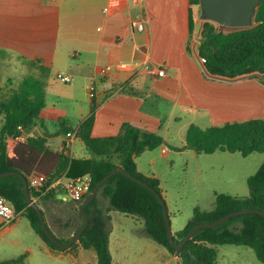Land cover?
Segmentation results:
<instances>
[{"label":"crops","instance_id":"1","mask_svg":"<svg viewBox=\"0 0 264 264\" xmlns=\"http://www.w3.org/2000/svg\"><path fill=\"white\" fill-rule=\"evenodd\" d=\"M109 2L110 0H0V51L28 61L39 59L51 69L49 86L58 83L59 73L74 77L72 82L66 84L81 81L79 85L84 87L83 97H86L91 107H95L92 129L94 137L117 135L124 123L150 132L157 131L167 113L161 112L159 108L152 110L148 105L151 99L156 101L157 107L161 104L160 100L172 103L191 114L194 119L208 115L213 123L264 116V85L258 79L249 77L227 81L204 77L200 58L188 44L189 9H193L197 22L198 4H191L190 0H142L140 4L127 0L120 6L111 7L107 12L105 8L109 6ZM143 10L146 14V26L144 31H138L131 27L130 21L143 13ZM121 63L129 64V69L115 68L106 77H102L104 66L117 67ZM140 65L163 67L166 74L160 77L136 70ZM92 83L96 85L93 97L90 95ZM121 87L120 92L113 93ZM124 89L129 93H125ZM73 99L77 100L75 96ZM45 108L28 135L45 137L49 148L63 153L67 133L79 127V123L90 113L83 120L75 121L58 112L46 113ZM52 116L69 119L73 123L72 128L63 131L62 125L53 120ZM169 149L167 145L161 147L162 152ZM139 156L136 157L137 170L146 176L156 177L152 171L142 172L137 162ZM89 157L85 144L77 138L73 158ZM55 193L57 197L60 196ZM51 199L42 200L39 206L44 211L49 227L57 235L50 218L53 213ZM100 200L101 204L107 206L103 199ZM112 211L109 212L110 216ZM25 219L28 223H25ZM20 226L31 229L29 233L39 238L35 246L26 244L23 247L24 253L21 255L26 254L25 261L28 263L30 259L36 258V250L46 257L44 260L69 258L74 260V264H87L89 260H97L93 249L81 246L75 247L77 249L74 252L69 251L72 250L69 248L53 249L22 214L10 224L4 223L0 217V245L6 240L14 245L20 244ZM115 247L112 246L110 233L113 264H116L114 253L118 251ZM79 257L83 260L82 263Z\"/></svg>","mask_w":264,"mask_h":264},{"label":"trees","instance_id":"2","mask_svg":"<svg viewBox=\"0 0 264 264\" xmlns=\"http://www.w3.org/2000/svg\"><path fill=\"white\" fill-rule=\"evenodd\" d=\"M191 4H200V0H190ZM255 26L247 29L226 31L211 21L203 23L200 33L198 55L206 59V69L214 75L234 78L259 72L264 75V0L257 9ZM196 22L193 9H189V37L195 31ZM37 73H29L22 78L17 87L0 99V173L15 171L27 179L33 173H43L52 183L63 175L72 177L89 173L92 176L90 193L77 202L81 221L72 230L74 234L84 222L79 210L80 205L92 193L95 185L112 169L124 167L134 176L143 179L150 186L161 192L160 180L146 176L137 170L136 157L147 150L166 145L164 138L154 132L143 130L129 123L122 125L119 134L108 137H94L92 129L95 120V107L79 123L78 138L86 146L90 157L86 159L70 158L66 154L54 151L46 145L43 136L29 137L20 141L19 126L26 131L32 130L40 119L46 106V89L51 69L39 59L32 60ZM208 79L215 80L204 73ZM257 78L264 84V79ZM125 93L127 89H124ZM62 125V130L72 128V122L61 116H52ZM185 145L181 149H190L197 154H212L218 151L249 156L264 153V118L245 121L225 122L222 125L206 128L191 124L185 135ZM180 150V148H177ZM249 196H235L227 193L216 194V205L212 210L195 207L193 216L183 229L174 232L176 243H180L189 231L200 223H209L224 215L247 208L264 211V161L258 170L249 176ZM0 192L13 204L16 211L24 215L32 228L53 249L64 250L52 242L43 230L37 211L26 200L23 180L20 176L8 175L0 179ZM30 193L40 205L42 200L55 198L52 190L41 194L30 187ZM108 198L109 204L104 208L100 198ZM73 201V200H72ZM75 201V200H74ZM42 209V208H41ZM117 210L128 215L141 217L146 232L158 243L164 245L170 253L181 257L182 264H218L217 246L223 244L245 245L254 249L257 258L264 263V216L258 213H244L231 217L215 227L202 228L184 247L177 251L171 244L163 206L157 195L148 187L123 174L115 173L101 187L97 197L85 207L89 214V225L73 247L93 249L97 264H112L110 251L109 212ZM43 214L44 211L42 210ZM45 217V215H44ZM51 229V228H50ZM52 231V230H51ZM53 232V231H52ZM53 234L63 243L69 241ZM26 254L2 260L0 264H19Z\"/></svg>","mask_w":264,"mask_h":264},{"label":"rangeland","instance_id":"3","mask_svg":"<svg viewBox=\"0 0 264 264\" xmlns=\"http://www.w3.org/2000/svg\"><path fill=\"white\" fill-rule=\"evenodd\" d=\"M198 6L199 15L195 31L188 42L192 52L196 54H198L200 43V29L204 23L200 17V4ZM220 29L228 31L226 28ZM34 68L32 61L0 51V99L4 98L12 88L17 87L24 76L37 73L38 71ZM80 83L81 81H74L70 85L58 79V83L53 86L48 85L46 113L58 112L75 121L83 120L90 113L91 106L86 97H83L84 87L79 85ZM74 96L77 100L73 99ZM159 103L161 104L157 107L155 100L148 101L152 110L159 108L161 112L167 113V117L162 118L161 127L154 133L159 132L157 134L164 138L170 149L167 152H162L161 147L147 150L138 157L137 162L142 172L152 171L160 180L161 194L167 204L172 230L177 232L183 229L193 216L195 207L212 210L216 205L217 193L249 196L251 189L248 185V178L264 161V153L256 152L245 157L239 152L218 151L213 154H196L193 150L181 149L185 144L186 130L191 124L205 128L224 123H213L208 115L194 119L191 114L180 110L172 103L164 100H160ZM1 124L0 117V128ZM100 199H103L107 205L109 204L108 198L101 197ZM51 202L53 213L50 218L53 229L59 237L67 239L73 235L72 230L81 221L77 202L61 197L52 198ZM101 205L106 207V205ZM25 221L28 223L26 219ZM109 224L112 246L118 248V251L114 253L116 264H182L180 256L170 253L164 245L148 235L141 217L113 210ZM30 231L31 229L20 226L22 235L20 244L14 245L8 240L2 242L0 260L16 258L23 254V247L26 244L35 246L39 238L32 236ZM76 249L73 247L69 251L74 252ZM217 251L218 264H264L259 261L254 249L245 245L223 244L217 246ZM35 252L37 253L36 258L30 259L29 263L24 260L19 264H45V262L74 264V260L69 258L44 260L46 258L44 255L37 250ZM80 260L82 263L83 260L81 258ZM87 264H97V260H89Z\"/></svg>","mask_w":264,"mask_h":264},{"label":"water","instance_id":"4","mask_svg":"<svg viewBox=\"0 0 264 264\" xmlns=\"http://www.w3.org/2000/svg\"><path fill=\"white\" fill-rule=\"evenodd\" d=\"M261 3V0H200V7H201V20L203 22L205 21H211L215 23L219 27L226 28L230 31L233 30H239V29H247L252 28L255 26V16L257 13V9ZM202 29V26H201ZM200 29V31H201ZM199 31V33H200ZM199 56V55H198ZM200 57V56H199ZM204 72L215 79H222L227 81H236L239 79L249 78L252 76H259L264 79V75L259 72L249 73L241 76H237L234 78L224 77L220 75H214L211 74L205 67L204 64H202ZM115 173H123L134 180L140 182L141 184L145 185L146 187L150 188L158 197L160 200L163 211L166 219L167 229H168V236L170 239L171 244L175 247L177 251L181 250L184 245L190 241L194 235L202 228H209V227H215L217 225H220L227 220H229L233 216H237L244 213H258L264 216V211L257 209V208H243L241 210L230 212L220 219H217L215 221L209 222V223H200L194 226L189 233L184 237V239L180 243H176L174 239V232L172 230L171 220L168 213V208L166 201L164 200L161 193H159L155 188L150 186L146 181L143 179H140L136 176H134L131 172H129L124 167H116L112 169L103 179H101L94 187L92 193L85 199V201L80 205L79 210L82 213L84 217L83 225L71 236L68 242L63 243L61 242L51 231L46 218L44 217V214L42 212L41 207L37 203L36 199H34L30 193V187L28 183V179L24 177L23 175L15 172V171H6L0 173V179L8 176V175H16L20 176L23 180L24 185V191L26 200L29 203L30 206H32L38 213L42 227L48 238L57 244L59 247L63 249H67L71 247L72 244L77 242L83 232L86 230V228L89 225V214L85 211V207L90 204L95 198L97 197L101 187L114 175Z\"/></svg>","mask_w":264,"mask_h":264},{"label":"built area","instance_id":"5","mask_svg":"<svg viewBox=\"0 0 264 264\" xmlns=\"http://www.w3.org/2000/svg\"><path fill=\"white\" fill-rule=\"evenodd\" d=\"M127 0H110L109 6L105 8V11H110L111 7L113 6H120L124 4ZM133 3L140 4L142 0H131ZM131 27L138 31H144L146 26V14L143 10L139 16H136L131 19L130 21ZM200 62L202 64L205 63L206 59L204 57H199ZM130 65L127 63H121L117 65V67L113 65H106L102 68L101 74L102 77H106L108 73L115 69H129ZM136 70L145 71L149 74L158 75V76H165L166 69L156 66H147V65H140L136 67ZM57 78L60 79L62 82L69 83L74 80L72 75L66 73H59ZM122 87L119 88L117 91L113 92H120ZM96 91L95 83H92L90 86V95L93 97L94 92ZM20 134L17 136V139L20 141H26L29 138L28 133L30 131H26L22 125L19 127ZM78 129L79 127H75L73 130L67 133V140L63 147V153L69 156L70 158L74 157L75 154V141L78 138ZM49 178L47 175L43 173H33L29 179V187L40 191L41 194H46L49 191H55L60 194L59 198L63 199H71L75 201H81L84 199L91 191L92 187V176L89 173L77 175V176H66L63 175L60 178L56 179L52 183L48 184ZM20 213L16 211L15 207L11 203V201L0 192V217L4 220V223L10 224L17 220Z\"/></svg>","mask_w":264,"mask_h":264}]
</instances>
